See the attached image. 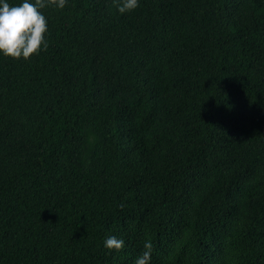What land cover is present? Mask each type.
Masks as SVG:
<instances>
[{"label":"trees","instance_id":"obj_1","mask_svg":"<svg viewBox=\"0 0 264 264\" xmlns=\"http://www.w3.org/2000/svg\"><path fill=\"white\" fill-rule=\"evenodd\" d=\"M122 2L0 53V264H264V0Z\"/></svg>","mask_w":264,"mask_h":264},{"label":"clouds","instance_id":"obj_2","mask_svg":"<svg viewBox=\"0 0 264 264\" xmlns=\"http://www.w3.org/2000/svg\"><path fill=\"white\" fill-rule=\"evenodd\" d=\"M49 4L63 9L67 0H35L34 3L23 0L18 6H10L6 0H0V53L13 59L27 60L38 54L42 47L46 50L47 19L40 9ZM138 6L139 0H123L122 5L118 6V11L125 13ZM104 247L110 251H120L124 247V241L109 236L104 241ZM143 247L145 250L135 264H149L151 260L152 243L146 241Z\"/></svg>","mask_w":264,"mask_h":264}]
</instances>
